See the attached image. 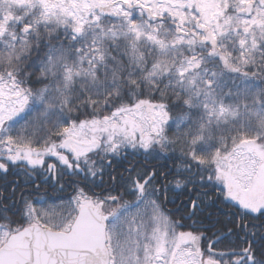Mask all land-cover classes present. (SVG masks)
Returning <instances> with one entry per match:
<instances>
[{"label": "snow or ice", "instance_id": "6c2138e0", "mask_svg": "<svg viewBox=\"0 0 264 264\" xmlns=\"http://www.w3.org/2000/svg\"><path fill=\"white\" fill-rule=\"evenodd\" d=\"M0 264H264V0H0Z\"/></svg>", "mask_w": 264, "mask_h": 264}]
</instances>
